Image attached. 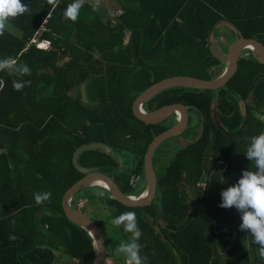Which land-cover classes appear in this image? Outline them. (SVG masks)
Returning a JSON list of instances; mask_svg holds the SVG:
<instances>
[{
	"label": "trees",
	"instance_id": "trees-1",
	"mask_svg": "<svg viewBox=\"0 0 264 264\" xmlns=\"http://www.w3.org/2000/svg\"><path fill=\"white\" fill-rule=\"evenodd\" d=\"M116 1L119 6L103 18L93 0H84L73 22L64 18L73 0L54 6L22 0L29 11L10 20L0 35V58L21 65L12 74L0 71V264H56L57 253L93 264L90 234L66 216L62 204L66 190L85 176L73 165L74 152L104 143L107 152H82L79 165L110 175L128 194H143L150 143L177 116L148 124L134 114L136 99L171 76L221 75L210 43L219 20L264 43V0ZM247 51L224 87L169 88L144 105L151 112L181 103L190 117L195 112L205 122L201 138L168 162L156 160L163 143L156 151L154 168L157 163L163 171L151 204L126 205L103 185L74 194V208L83 199L85 207L101 209L100 222L94 221L104 231L112 264H124L114 250L131 240L111 224L123 212L136 213L145 264H264L259 246L240 230L241 213L219 207L222 191L255 170L247 146L264 132V64ZM24 65L30 74H23ZM13 79L31 84L15 91ZM248 99L244 112L240 102ZM43 192L51 198L38 205L34 193Z\"/></svg>",
	"mask_w": 264,
	"mask_h": 264
},
{
	"label": "water",
	"instance_id": "water-1",
	"mask_svg": "<svg viewBox=\"0 0 264 264\" xmlns=\"http://www.w3.org/2000/svg\"><path fill=\"white\" fill-rule=\"evenodd\" d=\"M220 24H226L234 28L239 33V37L236 38L230 45L227 55V65L221 75L218 77L206 80L192 76H171L165 78L159 82L154 83L150 88L144 91L135 101L133 111L135 116L145 121L148 124H157L169 118L173 114L177 116V122L175 125L156 135L150 143V148L145 156V174L147 181V190L139 195H131L126 193L122 187L110 176L102 172L89 171L87 168H83L79 165L78 159L82 152L87 151H101L107 152V147L104 143L90 142L87 145L80 147L74 152L72 162L73 165L85 173V176L72 185L63 195L62 204L66 216L75 224L81 226L86 230L96 247V255L93 264H105L107 259V249L105 242V234L100 225L95 222L90 216L74 208L72 205V198L75 193L81 189L94 185H103L122 203L130 206H146L153 202L158 185V175L154 168V156L158 148L169 138H175L182 134L190 125L191 117L188 106L181 103H173L162 106L154 111H147L144 105L152 100L154 96L160 92L169 88L186 87L197 89H211L216 90L224 87L229 80L236 74L238 70V62L242 56V52L247 48H253L259 62L264 64V43L256 38L245 37L241 34L234 23L227 19H222L217 22L211 31V35ZM210 35V36H211ZM204 119V118H203ZM214 119L218 127H221V123L217 116L216 107L214 108ZM205 122L202 121L201 130L196 142L204 133ZM101 182L103 184H100Z\"/></svg>",
	"mask_w": 264,
	"mask_h": 264
},
{
	"label": "clouds",
	"instance_id": "clouds-1",
	"mask_svg": "<svg viewBox=\"0 0 264 264\" xmlns=\"http://www.w3.org/2000/svg\"><path fill=\"white\" fill-rule=\"evenodd\" d=\"M49 5H56L58 0H47ZM84 0H73L64 10V18L75 21ZM27 4L22 0H0V35L6 28L7 23L16 17L28 12ZM249 51L253 48H247ZM21 67L13 57L0 58V71L9 70L12 74ZM23 74H30L27 65L23 66ZM31 81H12L15 91H21ZM247 159L254 162L255 170H246L234 186L222 191V202L219 207L224 209L235 208L241 213L242 223L240 230L248 232L254 242L259 246V255L264 259V132L253 136L247 146ZM97 196H105V191H98ZM137 196V195H136ZM51 192L34 193L35 202L39 205L49 201ZM81 210V209H80ZM114 228H123L125 233L131 234V240L121 242L115 248L114 253L123 258L124 264H145L147 257L140 255L141 245L139 240L142 231L138 226L135 212H123L111 219Z\"/></svg>",
	"mask_w": 264,
	"mask_h": 264
},
{
	"label": "rangeland",
	"instance_id": "rangeland-1",
	"mask_svg": "<svg viewBox=\"0 0 264 264\" xmlns=\"http://www.w3.org/2000/svg\"><path fill=\"white\" fill-rule=\"evenodd\" d=\"M93 1H94L95 5L97 6V8L100 11H102V17L103 18L107 17L108 14L112 13L114 11V9L119 6L118 1H116V0H93ZM223 26H224L223 30L226 33V35H231L229 26H227V25H223ZM11 29L15 32H19L18 29L14 28V27H12ZM193 114H195V117H196L197 114L195 112H193ZM191 121H192V123H190L188 129H192V127H193L194 119L193 120L191 119ZM197 124L199 125V127H201V125H202V121H201V119L198 118V116H197V122L195 123V128L197 127ZM199 130H201V129H199ZM189 134L184 132V133L180 134L179 136H176L175 138H169L165 142H163V145L160 147L159 151L157 152L158 154L156 156V160L157 161L160 160V162L165 163V160L168 162L170 159H172L174 157L175 153L177 151H179V149H180V146L178 145L177 141L181 140V139L185 140L183 137H186L188 139L189 136H193L194 133L191 132ZM156 164H155L156 173L158 172L157 175H160L163 171L161 169L162 165L161 166L158 165L159 167L157 168ZM143 176H144V178H146L145 172H144ZM94 186H101V185H94ZM79 206H80V209L82 208L81 211L84 210V212L88 216H90L93 220L95 219V220H97L98 223L100 222L99 218H101V209H99V208L92 209L90 206L85 207V202L83 199L79 201ZM100 224L103 227L102 223H100ZM56 264H78V263L73 261L72 259L66 257L62 253L61 254L57 253ZM105 264H112L111 258H107Z\"/></svg>",
	"mask_w": 264,
	"mask_h": 264
},
{
	"label": "crops",
	"instance_id": "crops-1",
	"mask_svg": "<svg viewBox=\"0 0 264 264\" xmlns=\"http://www.w3.org/2000/svg\"><path fill=\"white\" fill-rule=\"evenodd\" d=\"M224 24H220L217 26V28L215 29L214 33L210 36V43L212 45V49L216 52V55L217 57L221 60V70H224L226 68V65H227V55H228V49L231 45V43L236 39V37L234 36H227L226 33L224 32L223 30V26ZM217 31H219V33H217ZM254 50L252 51H249L248 49V54H251L252 56H255V52H253ZM251 102V99H248L247 102L245 101H241L240 104H241V108L242 110H244L245 112V109H246V104L247 103H250ZM197 116L195 117V114L192 115L191 119L193 121V127L192 129H186L184 132L186 133H191L193 132V136H189V138L187 139L186 137H183L185 140H178L177 143L178 145L180 146V148H185L187 146L190 145L191 142L195 141L199 135V129H201V127H199V125L197 124V127L195 128V123L197 122ZM199 119H201V117L198 116ZM261 120H263L264 122V109H263V113L262 115L260 116ZM203 119V118H202ZM192 123V121H191ZM183 132V133H184ZM190 135V134H189ZM187 139V140H186Z\"/></svg>",
	"mask_w": 264,
	"mask_h": 264
},
{
	"label": "built area",
	"instance_id": "built-area-1",
	"mask_svg": "<svg viewBox=\"0 0 264 264\" xmlns=\"http://www.w3.org/2000/svg\"><path fill=\"white\" fill-rule=\"evenodd\" d=\"M38 45H40V46H43V47H45V46H46V44H45L44 42H42V43H39Z\"/></svg>",
	"mask_w": 264,
	"mask_h": 264
},
{
	"label": "bare ground",
	"instance_id": "bare-ground-1",
	"mask_svg": "<svg viewBox=\"0 0 264 264\" xmlns=\"http://www.w3.org/2000/svg\"><path fill=\"white\" fill-rule=\"evenodd\" d=\"M98 183L103 184V183H101V182H98Z\"/></svg>",
	"mask_w": 264,
	"mask_h": 264
}]
</instances>
